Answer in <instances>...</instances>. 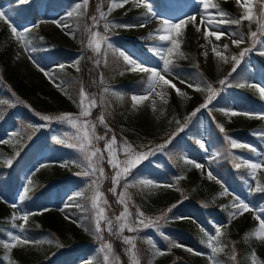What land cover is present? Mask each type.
Segmentation results:
<instances>
[{
    "label": "rangeland",
    "instance_id": "1",
    "mask_svg": "<svg viewBox=\"0 0 264 264\" xmlns=\"http://www.w3.org/2000/svg\"><path fill=\"white\" fill-rule=\"evenodd\" d=\"M162 1V8L164 11H158L154 5L153 12L156 15L151 18V22L147 26L131 28L112 27L106 34L112 48L108 49L102 46V54L97 55L87 47L89 33L85 29L92 28V21L90 18L93 15H98L96 11L98 6L102 5L103 10L107 12L109 0H90L87 13L85 15L73 17L75 21H78L77 25L81 23V20H84L85 27L82 30L74 29L73 27L62 30L52 23H39L41 20H62L70 26L73 25L67 13L73 11L74 5L79 3L80 0H37L39 19L36 22H33L32 19L29 21L28 19L26 21L20 20L19 16L9 7L10 4L0 0V11L6 12L18 29L22 30L24 28H29L31 31L38 32L39 34L44 33L48 35L52 41L63 46V50L61 49V54L59 55L62 61L43 64L40 52L36 50L35 52L26 53L16 42L15 38L11 36L8 25L0 21V53L10 62L11 66L21 78L26 80L29 84L40 87L41 91L45 92L48 98L57 103L55 104L56 109L53 113L45 114L38 112L39 115L58 116L71 113L73 116H79L80 108L78 107V103L80 91L79 93L76 91L69 93L67 87L64 85V81L56 74L59 68L58 66L62 63L66 64L69 70L76 71L78 73L76 75L81 77V80L77 82L79 90L83 88L89 97L96 99V107L91 109V115L86 119L90 123L96 124L95 131L97 135H105L107 138L115 136L118 144H122L126 141L132 146L135 152H146L149 151V149L155 150L158 145L164 144L169 137L174 133L176 134L166 148L162 151H155L154 155L150 156L149 159L143 161L133 169L127 179L121 181L120 186L117 187L116 194L109 191L113 186L111 177L114 174V170L108 166L107 153H105V159L101 161L100 165L105 169V176L100 180V190L103 192L104 198L108 201V204L104 206L106 215L113 220L114 224L116 223L115 217L123 211V205L117 203V197L121 193H126L125 199L128 203L129 211L132 213V220L136 219L137 209L142 211L146 218L155 219L175 204L176 207L173 208L170 213H167L166 219L160 220L157 228L142 229L136 233H129L125 230L123 235L135 239L140 264H193L192 262L196 260L197 255H193L186 251V248H191L194 252L201 253L200 256L202 257H209V255H211L210 249L200 248L194 239V235L190 234L192 225H194L195 222L200 224V226L209 224L212 227V229H208L209 235L214 234L215 228L219 225L227 226L232 223L233 226L238 229L249 226L252 227V232L259 224V221L254 219L253 212H245L243 215L232 218L229 222V212L233 211L231 205L234 203L235 195L230 192V188L227 187L222 180L221 181L228 189V193L224 194V196L220 195L221 186L215 183V181H211L207 178L206 170H211L221 179L214 165L210 164V161L216 158V153L210 145V140L212 139L210 136L214 134V126L219 123L220 126L224 127L225 133H221L219 130L216 131L218 133L217 137L222 142H224V135L227 134L229 137L242 144L256 145L254 155L243 153V149L246 147L231 148L232 153L237 155L240 161L257 162L264 159V138H261L259 135L260 133H264V131L258 133L256 129L251 130L250 133L253 138L242 133H233L231 132L232 130L228 129L225 122L217 120V123L210 115L208 108L201 109L194 119L191 120L192 117H190L185 124V112H187L186 110L192 105V97L190 94L192 88L188 87V84H192V82L187 81L186 78H182L181 80L185 81V83H181V80L179 81L173 76L166 75V78L170 79L172 83L176 85V88L181 90L183 95L178 94L175 89L165 88L164 91L167 92V96L165 97L166 103L153 93L147 101H144L136 108L132 107L131 96L134 94H141L146 87L147 80L145 84L143 83L138 89L130 88L128 83L131 79L132 72L123 70L120 62L117 61L119 53L124 52L130 57L143 62L145 66L162 69V61L159 57L155 56L153 52L149 51L151 48H159L162 47V45L156 40L145 39L148 33L150 31H155L159 26V21L163 19L179 22L181 19H187L188 16H196L197 19L195 23L200 24V12L203 11V8L202 5L198 3V0ZM229 1L233 2L235 8L234 15L229 16L232 18H239L243 9L237 5L236 0H210V2L214 4ZM28 2L29 0L24 4ZM149 3L152 5L154 2L153 0H149ZM249 3L252 6L254 16H258L255 6L256 0H249ZM142 9V7H135L130 0L124 7L112 11L107 19L113 25H138L140 22L134 21L133 16ZM209 12L214 13L215 9L210 8ZM208 19L218 20L219 17L213 15L208 17ZM103 23L104 22L101 21L100 26L98 28H93V31H100L103 33ZM35 24L39 26L33 27ZM239 26L245 29V34L248 37L249 21H242ZM200 27L201 32L198 33L193 23L190 22L186 25L181 36L178 37V40L181 45L180 51L184 55L183 49L187 43L186 41L189 39L197 43V47L200 48V54L204 58V66L208 78L207 82L211 83L214 88H220L222 90V94L219 92L213 101H222L223 98L221 95L227 96L229 102H224L227 104V106H224L225 113L229 111H237L239 113L264 112V99L260 97L257 88L251 86L256 85L264 87V55L259 54L260 51H264V45H257L255 49L248 52L239 65L238 70H236L231 77H228V73L232 68L231 55H238L241 50L250 47L251 44H247L245 38V42L237 47L231 43V40L227 36H222L219 41H216L214 37H210L209 39L213 41V44L219 46L223 55L228 57V62H224L211 52L212 45L207 44L203 38L205 28L203 25H200ZM234 27L238 26L222 25L220 30L230 33L234 31ZM250 27L252 31L257 30V24L255 22H252ZM68 31H72L74 35H67L66 32ZM30 33L26 34L29 39L31 37L29 35ZM128 38L131 39L128 40ZM262 39H264V37H262ZM202 44L206 47L201 48L200 45ZM223 45H228V48L226 50L223 49ZM31 46L36 49L33 41ZM205 50L208 51L207 57L202 54ZM144 53H148L150 56L148 57L144 55ZM29 55H31L41 67L48 70L51 75H54L55 83L51 82L50 79L37 68L32 60L29 59ZM184 55L183 57L174 55L172 59L174 62H181L185 59ZM98 60L99 63H97ZM242 66H245L249 74L240 77L239 68ZM77 68H79L78 71ZM55 69L56 71H54ZM136 73L141 74L140 72ZM225 77L228 78L232 85L231 87H222L219 85L218 81ZM195 82V85L201 83L200 81ZM247 87H251V90ZM105 88L109 89V92L106 93L104 91ZM193 89H195V87ZM157 91H160V89L158 88ZM250 91L263 104L253 103L249 99L239 96V93L245 92V94H247ZM198 92L200 94V101L205 100L208 95L207 91L203 90ZM3 93L4 91L0 89V96L3 95ZM112 93H119L120 95L116 96ZM153 101H155V111L153 110ZM173 101L179 106L178 111L182 113L180 116L184 118L182 119V125L178 127L172 126L173 118L169 116L168 112L169 104L173 103ZM8 102H10V104H7V107L0 104V119L2 120L3 117H6V120L3 122L4 127L0 131V141H7V143H0V145L6 147L9 152L15 154L19 151V145L23 139L21 133L29 132L33 136V145L38 143L37 149L39 150V155L35 163L22 174L21 178H19L20 184L17 189L7 188V186L6 188L0 189V199L3 201L2 203H6L8 207H12L11 205L13 204L19 206L20 201L18 197L22 193L23 188L27 185L30 187V193L32 192L34 196L37 197L32 209L28 213L38 212V215H42L41 212L44 213L46 212L45 209H47L48 212H46L45 215L43 214L44 217L46 216L45 221H47V219L51 217L49 215L51 211L49 212V210H53L54 220L58 223V227L54 233H39L36 230L42 228V223H45V221L42 220L43 216H36L37 218L29 217L28 221L25 223L26 231L20 233L18 229H12L11 224L13 221L11 218L10 220L9 218H5V220L0 221V230L6 233V236H2L0 233V241L7 240L8 233L13 232L16 235H24L33 241L43 242L40 244L17 246L10 254H8L7 250L0 244V249L4 251L6 261H11L12 259L13 261H24L27 264H39L38 260H40V255H47L48 260L50 255L54 256L55 253H59V257L56 259L57 264H86L88 261H91V264H105L103 260V255L105 253L100 252V241L96 239L94 234V210L91 204L93 190L88 187L96 177H85L81 174L83 171H86L87 168L84 165L80 153L74 149L57 144L53 140L54 136L67 139L75 134L74 130L67 124L59 122L50 124L49 122L41 121L39 115L25 116V110L22 106L13 108L15 103L12 102L14 101L9 100ZM101 115L104 116L105 123L108 128L111 129L110 132H108L103 125L98 123V117ZM227 118L242 129H246L249 126L251 127L253 120V118H249L242 114L234 117L227 115ZM29 124L36 126L35 130L27 128ZM162 125H165V131L161 129ZM181 126H183L184 130L178 131ZM195 128L196 131H198L197 135L191 131ZM13 132H17L20 135L12 137L11 133ZM192 139L196 140L195 142L199 145L201 154H197L196 151L191 148V145L187 144V142ZM36 141L38 142L36 143ZM178 141L182 144L179 143L181 147H177L176 149L174 145H178L176 143ZM201 143L204 144V148L200 147ZM96 147L103 150L104 141H97ZM4 151L7 150H3L1 156L5 160L8 156L3 154ZM163 151H166V154H158ZM118 157L120 160L126 158L123 153H118ZM170 157L177 158L178 162L181 160V157H183L184 160L191 159L192 161L198 159L196 163L204 165L203 169L198 170L202 178V185L204 187L205 185L207 186L206 193L209 194V191H211L213 197L218 198V204L221 210L226 212V216H220L217 219L212 218L205 222L202 217L196 218V215H198L200 211L197 207L189 206L184 209L181 206L177 208L178 205L181 204V202H178L181 196L185 195V190L181 187V184L185 182L186 177L183 174V168L177 167L179 169L177 170L176 166H167V160ZM73 160L79 161V166L76 164L61 166L64 161ZM41 164L45 165V167H40ZM19 168L20 167H17V169ZM36 169L39 170L37 171ZM181 176L183 179L178 180L177 178ZM248 177L249 180L246 179L244 197H240L239 199L245 200L254 209L264 207V196L260 205H254L255 202L253 197L256 192L252 191V189L256 187L257 181H259L260 185L264 183V168L257 170L256 180H252L249 173ZM29 178L33 182L31 185L27 184ZM142 179L151 180L155 184L160 185H173V187L140 185L139 181ZM124 184L130 186L125 190L123 187ZM43 187L46 189L41 194L40 189ZM77 193H84V195L77 196ZM70 196L73 197L72 201L68 200ZM222 196L226 198V201L221 200ZM128 197H130V199H128ZM66 203H71L73 206L64 208ZM180 208L182 211L179 210ZM61 209H63V211ZM19 211L26 213L20 207ZM16 212L17 209L14 208L10 211H6L11 217ZM65 215L69 216L71 219H65ZM261 218L264 219V213H261ZM14 222L17 225L24 223L22 220H16ZM78 224L82 226H78ZM86 228L88 229L87 231L85 230ZM223 228L224 227L221 228V232ZM103 236L105 241L111 242L113 254L119 257L120 264H129V256L125 253V249L128 246L124 245L120 239H117L116 236L110 234L107 230L103 232ZM164 236H167L168 240H165L163 238ZM147 239L153 240L157 248L165 254L162 256H154L153 249L147 244ZM253 240L255 241L257 254L264 257V242L258 241L255 238H253ZM48 241H52V243H48ZM170 242L179 243L182 247H170ZM206 243L207 241L204 244L206 245ZM115 246H118L122 252H119L117 248L116 251Z\"/></svg>",
    "mask_w": 264,
    "mask_h": 264
},
{
    "label": "snow or ice",
    "instance_id": "2",
    "mask_svg": "<svg viewBox=\"0 0 264 264\" xmlns=\"http://www.w3.org/2000/svg\"><path fill=\"white\" fill-rule=\"evenodd\" d=\"M27 0H17V3H25ZM130 0H109V7L107 9V12L103 10L102 5L98 6L96 11L98 15L91 16L92 21V28H86L85 30L89 33V40L87 47L91 49L95 54L101 55L102 54V46L111 49L112 45L108 40V36L106 35L108 31L112 27H124V28H131V27H145L151 22V18H153L156 14L153 12V8L151 3H149V0H131V2L134 4L135 7L140 8L142 7L145 12L144 16L145 19H143L138 25H131V24H125V25H113L110 21H108L107 17L108 15L114 11L117 8H122L126 4H128ZM90 0H80L79 3H76L74 5L73 11H70L67 13L68 17L73 16H81L85 15L87 13V8L89 6ZM198 3L202 5L203 11L200 12V24H196V16H188L187 19H181L179 22H172L168 19H163L159 21V26L155 29V31H150L145 37L147 40H156L158 41L162 47L159 48H151L149 51L153 52L155 56L159 57V59L162 61V69H157L149 66H145L143 62L138 61L135 58L130 57L129 55L125 54L124 52H120L119 56L122 58L124 64L127 67V70L131 72H140V73H146L147 81H146V87L144 88L143 92L141 94H134L131 96L132 101V107L136 108L138 105L142 104L144 101H147L149 97L155 93L156 97H159L161 100H163L165 103L167 102L165 97L167 96V92L164 91L165 88L175 89L178 94L183 95L181 93V90L176 88V85L172 83L170 79L166 78V75L172 76V67H174V61L172 57L178 56L183 57V53L180 51V42L178 40V37L181 36L184 28L186 25H188L190 22L193 23V26L196 28V31L199 33L201 32L200 25H203L205 28V31L203 33V38L207 42V44L212 45L211 52L218 57L221 61L228 62V57L223 55V53L220 51L219 46L214 45L213 41L210 40V37H214L216 41H219L222 36H227L231 43L237 47L245 42V37L242 33L233 31L230 33H226L221 31L222 25H237L239 26L242 21H249V40L251 41V46L248 48H245L239 52L238 55H231L230 59L232 62V68L231 71L228 73V77H231L233 73L236 72L237 68L243 61L245 55L255 49L257 45H264V5L261 7V11L258 16H254L253 9L251 4L249 3V0H236L237 5L243 9L241 15L239 18H232L229 16L228 13L221 10L219 8L218 4L211 3L210 0H198ZM215 9V12H209V9ZM215 15L216 17H219L218 20L208 19V17H211ZM0 21L7 24L11 36L15 38L16 42L24 49L26 53L35 52L36 49L33 48L32 41L28 38L26 35L31 30L29 28L24 29H18L14 22L12 21L11 17L7 15L6 12L0 11ZM103 21V33L100 31H93V28H98L100 26V22ZM255 22L257 24V30L252 31L251 30V23ZM40 24L43 23H52L55 24L58 28L64 29H70L71 26L62 20H52V21H46L41 20L39 22ZM38 24L33 25V27H38ZM67 35H74L72 31L66 32ZM238 37V38H236ZM42 39V38H41ZM201 48H205L206 46L204 44L200 45ZM223 49H227L228 45H223ZM205 57L208 55V51L205 50L202 53ZM260 55H264V51L259 52ZM29 59L32 60V62L37 66V68L43 72V74L50 79L51 82L55 83V77L54 75H51L48 70H45L43 67L39 65V63L31 56L29 55ZM99 63V60L97 61ZM59 68L63 69L64 65H59ZM79 68H77V71ZM181 83H185V81L181 80ZM219 85L222 87H231L229 80L227 77L224 79H220L218 81ZM59 86V85H58ZM252 87L257 88L259 95L262 99H264V87L251 85ZM188 87H195L196 91H203L206 90L208 95L206 96L204 102L196 108L192 113L191 117H194L197 115L198 112L201 111V109H207L210 104H212L213 100L216 98V96L221 91L220 88H214L211 83H208L207 81H201L200 84L193 85L188 84ZM160 89V91H157V89ZM104 91L107 93L109 92V89L105 88ZM113 95L119 96V93H112ZM80 99L78 103V107L80 108L79 116H73L71 113H65L58 116H49V115H39V119L41 121L45 122H52L56 121L59 123L67 124L70 126L75 134L71 137H68L67 139H62L60 137L54 136L53 140L55 143L66 146L68 148L76 150L78 153L81 154L84 165L86 166L87 170L83 171L81 174L85 177H96V179L92 180V183L88 186L90 189L93 190V195L91 197V204L92 208L94 210V234L96 236V239L100 241V252L105 253L103 255V260L105 264H120V259L118 256H114L113 254V247L111 242H107L104 240L103 232L107 230L110 234L117 237V239H120L124 245H127L128 247L125 249V253L129 256V264H140L138 250L136 241L133 237L125 236L123 233L125 230L129 233H136L141 231L142 229L147 228H157L159 226V222L162 219L167 218V213H170L173 208L176 207V205H172L170 208L167 209L165 213H163L161 216L156 217L155 219H149L145 217V214L137 209L136 211V219L132 220V213L129 211L128 203L125 199L126 193H121L117 197V203L123 205V211L119 213L115 217L116 223H113V220L110 219L106 215V209L105 205L108 204V201L104 198L103 192L100 190V180L104 178L105 176V169L101 167V161L105 159V153H107V164L109 167H111L114 170V174L111 177L112 180V188L109 189L113 194H116L117 187L120 186L122 180H126L127 177L132 173L133 169H135L139 164H141L143 161L149 159L150 156L155 154V151H162L164 148L167 147L169 143H171V140L174 139L175 133L169 137L167 141H165L164 144H160L157 146L155 150L149 149V151L146 152H135L134 149L130 144H128L126 141L122 144H118L117 139L115 136H112L111 138H107L105 135H97L96 134V124L90 123L86 118L91 115V109L96 107V99L91 98L88 96V94L85 92V90L82 88L80 90ZM153 110L155 111V101H153ZM229 116H237V115H245L249 118H258V119H264V112L260 113H254V112H245V113H239L237 111H229L225 113ZM190 119V117L185 118V124L187 123V120ZM98 123L103 125L105 129L110 132L111 129L108 128L107 124L105 123L104 116L101 115L98 117ZM177 124H180L179 121H177ZM46 126V125H43ZM42 127V126H41ZM27 128L34 129L36 126H33L31 124L27 125ZM219 131L221 133H225V129L223 126L218 125ZM183 126H181L178 131H183ZM20 135L17 132L11 133L12 137ZM67 135V134H65ZM261 138H264V133L259 134ZM30 138V137H29ZM224 141L228 143L230 148L236 149V148H242V147H248L251 148L249 145L242 144L235 139L229 137L227 134L224 135ZM97 141H104V149L102 150L99 147H96ZM0 143H7V141H0ZM201 148H204V144H200ZM253 152H255V149H251ZM118 153H123V155L126 157L123 160H120L118 157ZM16 156H19V152L15 153ZM189 165H193L197 169H203L204 165L200 163H196L192 160H186L185 161ZM3 163L6 166H11L13 163V160L11 158H7L3 161ZM70 164H76L79 166V161L73 160V161H64L62 162L61 166H68ZM40 167H45V165L41 164ZM241 167H244L248 170V173L252 180H256V173L257 170L264 168V159H261L257 162L252 161H239L235 164L236 169H240ZM37 171L39 169H36ZM207 178L211 181H215V183L219 184L223 191L220 193V195H224L228 193L227 187L223 184L221 179L218 178L216 174L213 173L211 170H206ZM179 179H183V177H178ZM33 182L29 178L27 181L28 185H31ZM140 185H147V186H153V187H173V185H160L155 184L151 180L142 179L139 181ZM130 185L124 184L123 187L126 190ZM178 190V189H177ZM254 192H264V186H261L259 181H257V185L254 189H252ZM30 193V187L25 186L23 188L22 193L19 195L18 199L19 201L23 202L28 198V195ZM84 193H77V196H83ZM130 199V197H128ZM69 201L73 200V197H68ZM14 209H17V212L14 213L11 217L13 223L11 224L12 229H18L20 233H24L26 231L25 229V223L28 221L29 213H22L19 211V206L17 204L11 205ZM73 205L71 203H66L64 205V208L72 207ZM206 206V205H205ZM233 211L229 212V222L232 218L243 215L245 212H253L254 213V219L259 221L258 227H256L250 234L251 237L255 238L258 241L264 242V219L261 218V213H264V207L260 208H253L248 202H246L243 199H239L234 197V203L231 205ZM63 211V209H61ZM47 211V209H45ZM65 219H71L69 216L65 215ZM16 220H22L24 223H21L17 225L14 221ZM76 222V221H73ZM78 226H82L81 224H78ZM106 226V229H105ZM226 225H219L215 228V232L212 235H209L207 232H204V236L206 237V246L208 249H210L211 255H209L208 259L210 261V264H219V261L216 259L217 254L219 252H222L224 247L226 245L223 244V242L219 239L222 235L221 228L225 227ZM88 230L87 228L85 229ZM203 231V229H202ZM165 240H168L167 236L163 237ZM247 238V236H246ZM43 243L42 241H33L27 238L24 235H16L13 232L8 233V238L5 241H0V244H2L3 248L7 250V253L10 254L13 249H15L17 246L22 245H29V244H40ZM48 243H52V241H48ZM201 243H205L204 240L201 241ZM147 244L151 246L153 249V255L154 256H162L165 253L161 250H159L156 246V244L151 239H147ZM170 247L173 248H180L182 245L179 243H172L170 242ZM186 251L192 253L193 255H201V253L194 252L191 248H186ZM230 259L232 261H236L237 257L235 254V250L233 248L232 254L230 256ZM250 261L251 264H262L261 261H259L255 251H252L250 255ZM86 264H91V261L86 262Z\"/></svg>",
    "mask_w": 264,
    "mask_h": 264
},
{
    "label": "trees",
    "instance_id": "3",
    "mask_svg": "<svg viewBox=\"0 0 264 264\" xmlns=\"http://www.w3.org/2000/svg\"><path fill=\"white\" fill-rule=\"evenodd\" d=\"M12 1V7L11 9L15 12L16 15H20V18L22 20H26L29 18L31 14H34V16H37L36 12V0H29L27 4L24 3H17V0H10ZM219 8L229 15L233 16L235 12V8L232 1L229 2H220L218 3ZM264 5V0H256L255 6L257 9V13L259 15L261 11V7ZM145 10L142 9L138 13H136L133 16L134 21L140 22L141 20L145 19L144 16ZM74 17V16H73ZM71 17V28L74 29H83L84 26V20H81L80 24L77 25L78 21H75L74 18ZM87 20V18H86ZM234 31L242 33L244 37L246 38V42L248 44H251V41L245 34V29L241 26L234 27ZM31 37L30 39L34 42L36 50L40 52V56L43 63H51L54 61H60L59 55L61 54V49H63V46L52 41L50 37L46 34L38 33L35 31H31L29 34ZM42 38V39H41ZM44 39V40H43ZM131 39V38H128ZM43 40V41H41ZM186 45L184 47V60L181 62H174V67H172L171 71L172 74L180 81L182 78H186L188 81H191L192 84H196L195 81H207V75L205 71L204 66V58L200 54V48L197 47V43H195L192 39H189L186 41ZM149 57V54H145ZM118 62H120L121 67H123V70H127V67L122 58L118 55ZM231 70V69H230ZM238 70V68H237ZM240 77H242L245 74H249L248 70L245 68V66H242L239 68ZM61 80L64 81V85L67 87V90L69 93H72V91H76L79 93V87L77 86V82L81 80V77H78L76 74H78L76 71L69 70L66 65H64L63 69L58 68L56 73ZM148 74L141 73L138 74L136 72H132L131 79L129 81V87L133 89H138L139 86H141L143 83L145 84V81L147 80ZM0 86L2 89L5 90V94L8 98H2L0 99V104H7L9 100L14 101L17 105H20L25 110L26 116H35L38 114V112L50 114L53 113L56 109V102L51 100L47 97L45 92H42L40 87L36 85L29 84L26 80L21 78L15 71V69L11 66L10 62L4 57L3 54L0 53ZM218 87V86H217ZM191 97H192V105L186 110L187 112L184 117H191V113L200 106L201 103L204 102L200 101L199 97L200 94L198 91L193 89L194 87H191ZM249 90H251L250 87H247ZM220 94H222V90L220 91ZM240 97H245L246 99H249L251 102H258V99L256 96L252 94V92H248L247 94L239 93ZM223 100L222 101H216L212 102L208 106V110L210 112V115L216 120L225 122L228 126L229 130H232L233 132L242 133L245 135H249L250 130H255L258 127L264 128V121L263 119L253 118L251 127L249 126L246 129H242L239 126H236L233 124V122L229 121L227 118V115L225 114L224 106H227L224 102H229V98L227 96L221 95ZM7 107V105H5ZM179 106L176 104L175 101L173 103L169 104V116L173 118V127H178L179 125H182V119L179 111ZM197 116V115H196ZM196 116L192 117L194 119ZM185 117V118H186ZM177 121H181L180 124H177ZM218 125L219 123L214 126V134L213 136H210L213 138L210 141L212 142L214 149L216 150L217 158L211 162V164L216 166L217 171L220 174L221 180L225 182L224 184L230 188V192L235 195L236 198H240V196L245 194L244 185L248 176V170L244 167H241L240 169L235 168V164L239 162L238 156L232 153V150L228 143L225 141L222 142L218 137V133L216 132L219 130ZM261 128H258L260 130ZM162 131H165V125H162L161 127ZM196 135L198 134V131L195 129L191 130ZM22 137H24L19 145V156H16L14 153H11L8 151V149L2 145H0V188H6V181L11 180V186L14 188L15 184H17V180L19 177V171L17 170L18 164L22 162L24 159L23 157L27 154L29 151H33L35 149V146L31 145L30 139L33 137L29 132L21 133ZM151 136V135H150ZM30 137V138H29ZM195 139H192L191 141H188L187 144L191 145V148L196 151L197 154L200 153L199 145L195 142ZM178 145H174L176 148L181 147V142H176ZM180 143V144H179ZM248 145V144H245ZM250 146V145H249ZM28 148L29 150L26 151L25 149ZM253 146L251 148H244L243 152L245 153H252ZM4 151V155H7L8 158H11L13 160L12 165L6 166L3 161L1 154ZM33 154V153H32ZM31 154V155H32ZM158 154H166V151H163ZM30 155V156H31ZM28 156V155H26ZM29 158V157H28ZM34 159V158H33ZM33 159L28 160V164L32 163ZM191 160V159H187ZM183 157H181V160L178 162L177 158L170 157L167 160V166H176V168H183L184 169V175L186 177V180L184 183L181 184V187L184 188L185 195L181 196V199L178 201L181 202L180 205H178L177 208L183 207L184 209L188 208L189 206H195L200 211L197 217H202L204 221L206 222L209 219H217L220 216H226V212L221 210L219 204H218V198L213 197L212 192L206 193L207 186L205 187L202 185V178L200 176L199 171L193 166L189 165L185 162ZM27 163L24 164V166L27 165ZM177 168V170H179ZM49 184V183H45ZM261 186H264V183H262ZM46 188L43 187L40 189L41 194L44 192ZM223 189L221 188V192ZM224 196V195H223ZM221 197V200L226 201L225 197ZM264 192H256L254 194L253 200L255 202V205H260L261 200H263ZM27 200H30L29 198ZM31 204L25 202L22 206L25 209H29ZM38 202V201H37ZM177 202V203H178ZM206 205V206H205ZM0 221L5 220V218H10V214L6 213V211H10L9 207L3 204L0 201ZM182 211V209H179ZM74 211V210H73ZM45 215V214H44ZM48 215V214H47ZM51 216L47 221H45V217L43 216V219L45 223H42L43 226L40 229H37L36 231L39 233H54V231L58 227V223L54 220L55 217L53 215V212ZM52 218V219H51ZM8 220V219H6ZM203 229V231H202ZM208 229H212V227L207 224L206 226H200L198 223H194L192 225V229L190 230V234L194 235V239L197 242L198 246L202 249H207V246L204 243H201L202 240L206 242V237L204 236V232H209ZM252 230V227L245 226L241 229L235 228L232 223L227 225L223 228V231L221 232L222 235L219 238L224 245H226L222 252H219L217 254L216 259L219 261V264H251L250 261V255L252 251H255L259 261L264 264V257H261L257 254L256 251V245L253 238L248 235L250 234ZM1 233V231H0ZM247 236V238H246ZM119 250V252H122L118 246H115ZM233 248L235 250L236 254V261H232L230 259V256L232 254ZM117 251V250H116ZM59 257V253H55L54 256H49V259L47 260L48 256L46 255H40V260H38L39 264H57L56 259ZM208 256L202 257L200 255H197L196 260L192 262L193 264H210V261L207 259ZM4 251L0 250V264L7 263V264H27L24 261H14V263H8L7 261H4ZM47 260V261H46ZM44 262V263H43ZM183 264V263H182Z\"/></svg>",
    "mask_w": 264,
    "mask_h": 264
}]
</instances>
